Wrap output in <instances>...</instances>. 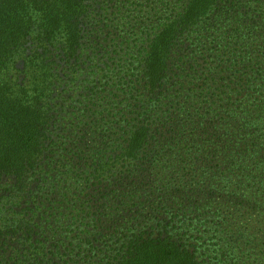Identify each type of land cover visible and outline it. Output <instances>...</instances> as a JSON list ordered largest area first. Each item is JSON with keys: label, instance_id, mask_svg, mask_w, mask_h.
<instances>
[{"label": "rangeland", "instance_id": "rangeland-1", "mask_svg": "<svg viewBox=\"0 0 264 264\" xmlns=\"http://www.w3.org/2000/svg\"><path fill=\"white\" fill-rule=\"evenodd\" d=\"M87 1L92 13L84 32L86 62L76 73L59 74L51 89L48 136L58 147L53 152L48 142L46 151L61 159L60 176L47 194L45 187L38 190L37 179L48 169H38L27 191L40 197L32 199H10L12 182L2 180L0 212L21 217L25 201L46 196L51 204L46 201L42 209L53 213L54 252L73 249L53 260L59 264H115L131 225H137L136 233L151 232L139 220L158 216L157 229L163 230L184 213L198 222L190 228V242L200 247L202 264H264V179L261 190L244 191L250 172H264L260 158H252L254 148L264 145L262 39L232 40L226 34L197 49L190 41L175 43L151 96L143 73V30L152 36L162 9L170 6L154 0H143V6L139 0ZM171 8L181 11V2ZM27 46L3 78L31 87L27 59L37 43ZM58 53L52 47L46 54L55 74ZM248 197L262 212L241 204ZM28 256L33 262L34 254Z\"/></svg>", "mask_w": 264, "mask_h": 264}, {"label": "trees", "instance_id": "trees-1", "mask_svg": "<svg viewBox=\"0 0 264 264\" xmlns=\"http://www.w3.org/2000/svg\"><path fill=\"white\" fill-rule=\"evenodd\" d=\"M139 1L138 4L143 6V0ZM154 2L170 7L162 9L161 24L157 25L152 36L151 31L143 30L147 36L143 73L151 96L160 88L156 85L157 77L166 70L175 43L190 41L197 49L203 43L222 40L226 34L232 40L259 37L264 42V0ZM176 2H181V11L174 12L175 9L171 8ZM124 10L126 19H129V9ZM149 12L156 15L158 10L152 7ZM91 13L87 0H0V182L4 179L12 182L7 191L10 199V195L30 199L40 197L27 191L31 177L38 173V169H48L47 175H40L37 179L38 190L45 187L47 194L53 188V181L60 176L61 159L57 153L48 157L46 151L48 142L49 146L53 143L48 136L54 114L51 89L54 81L59 80V74L66 77L70 72H78L85 64L83 49L88 40L84 32ZM143 13L142 9L138 11L140 15ZM30 40L37 43L27 59L31 87L15 85L3 78L4 72L13 57L28 48ZM52 47L59 51L58 74L53 72L54 63L47 62L46 54ZM259 76L263 77L264 72ZM261 110L264 120V107ZM141 140H145L144 135ZM141 144L139 142L138 146ZM57 147L55 141L50 149L55 152ZM253 152L252 158H260L259 161L264 163V145L260 149L254 148ZM247 179L244 191L254 194L262 188L259 184L264 179V172H250ZM41 198L42 202L25 201L21 217L10 214L7 218L8 214L3 216L4 213L0 212V264H59L53 260L64 259L73 252V249L54 252L52 246L57 236L50 227L53 213L47 210L51 207L42 209L46 207V201H50L46 196ZM241 204L250 205L257 212L263 209L249 197L243 198ZM33 206L39 207V211ZM157 218L151 216L139 220L145 228H151V232L136 233L137 225H131L133 231L128 233L126 243L115 253V264H202L198 259L202 252L200 247L190 242L194 236L190 228L198 222L187 218L184 213L177 220L169 219L164 229L158 230L161 225L155 223ZM25 243L36 244V247L28 250L24 248ZM29 253L34 254L33 262L28 261ZM48 254L52 255L48 257Z\"/></svg>", "mask_w": 264, "mask_h": 264}]
</instances>
